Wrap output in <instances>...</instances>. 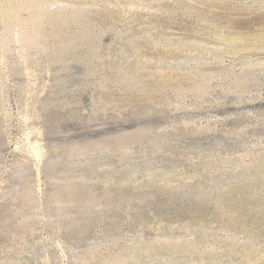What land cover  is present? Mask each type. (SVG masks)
Listing matches in <instances>:
<instances>
[{
    "label": "rangeland",
    "instance_id": "obj_1",
    "mask_svg": "<svg viewBox=\"0 0 264 264\" xmlns=\"http://www.w3.org/2000/svg\"><path fill=\"white\" fill-rule=\"evenodd\" d=\"M0 264H264V0H0Z\"/></svg>",
    "mask_w": 264,
    "mask_h": 264
}]
</instances>
